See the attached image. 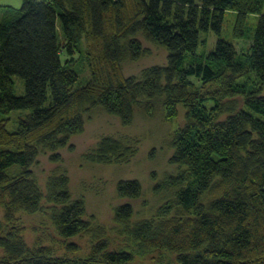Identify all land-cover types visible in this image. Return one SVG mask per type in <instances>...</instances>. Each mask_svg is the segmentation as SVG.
Segmentation results:
<instances>
[{"label": "trees", "instance_id": "1", "mask_svg": "<svg viewBox=\"0 0 264 264\" xmlns=\"http://www.w3.org/2000/svg\"><path fill=\"white\" fill-rule=\"evenodd\" d=\"M263 9L264 0H23L20 7L3 6L0 115L29 113L16 131L7 128L8 118L0 120V264H135L131 252L107 250L105 241L87 257L30 247L18 223L21 212H44L46 199L61 205L50 216L60 236L92 231L86 202L73 199L68 177H51L45 195L32 168L43 152L68 147L84 132L93 106L124 124L134 121L137 108L150 117L161 109L170 122L186 109L170 145L171 162L188 170L158 186L176 189L164 218L129 228L141 252L170 251L180 264H264ZM228 11L236 13L238 39L248 34V17L260 14L252 43L240 52L222 37ZM202 32L218 37L210 52H199ZM139 33L166 48L168 62L126 76L123 62L145 51ZM63 51L88 65L83 86L76 87L80 75ZM16 76L24 82L22 95L15 92ZM136 153L133 141L105 136L86 157L126 163ZM117 193L138 198L143 189L138 180H121ZM133 212L125 203L116 208V220L126 223Z\"/></svg>", "mask_w": 264, "mask_h": 264}, {"label": "rangeland", "instance_id": "2", "mask_svg": "<svg viewBox=\"0 0 264 264\" xmlns=\"http://www.w3.org/2000/svg\"><path fill=\"white\" fill-rule=\"evenodd\" d=\"M264 14V9H263ZM1 15V13H0ZM260 14H251L248 17V34L245 38L234 37L236 13L228 11L222 30V37L231 41L238 52L247 49L252 43V37L258 25ZM59 31H61L59 24ZM203 43L199 52H210L217 42V35L213 32L201 33ZM136 39L140 40L144 54L136 59H127L122 68L126 76H139L143 70L155 66L166 65L168 51L166 48L149 41L142 33ZM63 60H73L80 78L76 87L83 86L89 79V67L79 56H69L63 51ZM15 92L17 95L24 93V82L16 76ZM244 80V79H243ZM29 113L27 110H13L9 114L0 115V120L9 119L7 128L16 131L21 116ZM186 109L179 108L178 116L172 122L166 121L161 109L156 115L146 116L140 108L136 109L134 121L124 124L122 120L109 114L101 106H93L86 113V126L83 133L71 138L68 147L57 151H45L39 156V161L33 166L35 177L47 195V183L53 176H66L69 179V188L73 199H84L87 215L85 219L91 224L92 231L63 238L59 235L50 216L56 206L44 200L45 211L37 214L21 212L17 215L18 223L25 228L24 238L30 247L38 245L49 248L54 255L68 257H87L92 254L95 246L100 242H107V250L128 251L134 255L135 264H180L177 255L166 250H139L140 243L129 233V228H134L144 221H158L164 218L165 210L175 201V188H158L165 182L167 176L178 175L188 170V166L174 164L171 158L175 149L171 147L172 135L185 122ZM105 136L123 138L136 145L137 153L126 163H99L91 162L86 154ZM60 154L59 161H52L51 155ZM121 180H138L143 189L141 197H120L117 193V183ZM129 203L134 212L128 222L117 221L115 210L117 207ZM60 208L61 205L56 206ZM177 209H172L170 214H175ZM170 215V216H171ZM4 218V209L0 208V220ZM4 250L0 248V258Z\"/></svg>", "mask_w": 264, "mask_h": 264}, {"label": "crops", "instance_id": "3", "mask_svg": "<svg viewBox=\"0 0 264 264\" xmlns=\"http://www.w3.org/2000/svg\"><path fill=\"white\" fill-rule=\"evenodd\" d=\"M23 0H0V11L3 6L20 7Z\"/></svg>", "mask_w": 264, "mask_h": 264}]
</instances>
